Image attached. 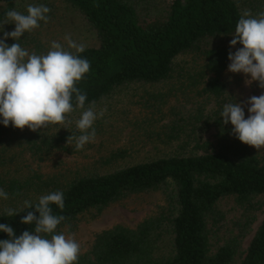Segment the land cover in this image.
I'll return each mask as SVG.
<instances>
[{
	"label": "trees",
	"instance_id": "1",
	"mask_svg": "<svg viewBox=\"0 0 264 264\" xmlns=\"http://www.w3.org/2000/svg\"><path fill=\"white\" fill-rule=\"evenodd\" d=\"M51 1L68 6L97 41L53 62L52 104L84 109L128 84L178 80L189 108L173 112L165 127V143L175 144L169 154L78 174L61 184L36 173L8 179L0 172V197L14 202L0 208V258L24 264L34 242L71 229L80 216L98 214L129 195L161 191L163 211L133 228L117 224L101 230L84 253L57 247L47 264H234L253 213L264 205L259 199L264 200V161L235 134L241 113L226 77L232 57L228 41L246 22L237 3L167 0L159 18L141 21L132 0H0V82L39 51L40 34L31 26L48 21L42 11ZM250 6L264 29V0H250ZM260 48L257 79L264 90V43ZM185 56L191 62L182 65L179 58ZM37 121L23 136L24 150L38 158L67 153L68 134ZM15 129L0 109V151ZM227 196L249 216L213 251L211 229L224 218L216 205ZM165 236L171 244L161 254ZM242 254L238 264H264V218Z\"/></svg>",
	"mask_w": 264,
	"mask_h": 264
},
{
	"label": "rangeland",
	"instance_id": "2",
	"mask_svg": "<svg viewBox=\"0 0 264 264\" xmlns=\"http://www.w3.org/2000/svg\"><path fill=\"white\" fill-rule=\"evenodd\" d=\"M132 1L137 4L141 21L159 18L167 5V0ZM234 1L246 21L244 30L228 41L232 57L226 77L241 113V124L235 134L264 161V90L257 79L264 29L259 25L250 0ZM51 3L42 11L48 21L31 26L40 34L39 51L33 58L27 56L21 66L5 72L0 82V109L12 117L16 126L11 142L0 151L2 176L21 179L36 173L61 184L78 174L107 171L174 152L175 144L165 143V127L173 119V112L189 108L188 93L178 80L156 86L128 84L84 109L66 111L52 104L48 95L53 62L71 50L96 46L97 41L68 6L61 2ZM26 7L30 9L29 5ZM179 61L184 65V61L191 62V57H180ZM38 118L39 123L46 124L51 131L68 134L67 153L54 151L38 158L24 150L23 136L30 132ZM259 199L264 202L262 197ZM12 203L11 199L0 197V208H10ZM165 205L161 191L129 195L98 214L80 216L71 229L62 230L46 242H34L23 255V262L47 264L57 247L84 253L101 230L117 224L133 228L143 219L163 211ZM216 206L224 218L220 225L212 226L213 251L229 236L235 235L237 225L249 216L237 206L233 196L222 198ZM253 214L255 221L247 231L234 264L242 259L243 251L263 220L264 205ZM170 244L169 237L162 238L159 252H168ZM0 264L13 263L0 258Z\"/></svg>",
	"mask_w": 264,
	"mask_h": 264
}]
</instances>
